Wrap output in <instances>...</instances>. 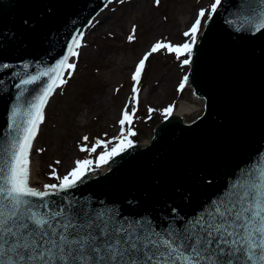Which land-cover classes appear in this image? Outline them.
Returning <instances> with one entry per match:
<instances>
[{
    "label": "water",
    "instance_id": "obj_1",
    "mask_svg": "<svg viewBox=\"0 0 264 264\" xmlns=\"http://www.w3.org/2000/svg\"><path fill=\"white\" fill-rule=\"evenodd\" d=\"M106 4L0 0V64L9 65L0 67V142L9 139L12 108L20 107L22 121L27 102L46 78L18 100L19 80L54 65L73 35L84 33ZM262 12L264 0H222L203 24L186 71V83L204 101L201 115L187 123L176 114L163 118L149 140L133 142L104 170L49 199L69 197L164 230L181 226L257 166L264 167V28L254 29Z\"/></svg>",
    "mask_w": 264,
    "mask_h": 264
},
{
    "label": "snow or ice",
    "instance_id": "obj_2",
    "mask_svg": "<svg viewBox=\"0 0 264 264\" xmlns=\"http://www.w3.org/2000/svg\"><path fill=\"white\" fill-rule=\"evenodd\" d=\"M155 2L159 4L160 0ZM221 2L213 0L208 10L199 9L194 22L183 33L188 38L186 42L152 44L132 73V109L129 112L128 105L124 106L118 121L119 134L107 141L96 139L91 147L87 145L89 138L83 137L80 151L87 152L88 157L76 159L74 167L62 177L52 169L49 175L57 183L45 184L42 190L30 185L33 141L44 120L49 98L67 83L76 68L70 60L79 55L84 33L73 35L65 54L54 65L19 80L16 88L22 91L18 100L28 86L46 78L38 94L27 102L22 121L18 120L20 107L12 108L9 139L0 142V264H264V167L261 166L181 226L173 223L164 230H157L150 221L121 219L117 213L98 211L69 197L60 202L49 199L76 187L88 173L108 165L133 147L131 137L136 133L131 125L138 102L137 85L146 61L153 53L166 50L177 59L186 56L182 65L189 64L202 20L207 14L206 25ZM110 3L112 0H107ZM262 28L264 12L254 24L255 31ZM128 39L132 40L133 35ZM0 67L7 69L9 65L4 63ZM23 67L27 69L29 65ZM187 79L185 76L181 80L178 91L184 88ZM153 111L156 110L148 109L149 117ZM172 111L173 106L169 105L162 115L167 118ZM98 148L103 150L95 159L91 158Z\"/></svg>",
    "mask_w": 264,
    "mask_h": 264
},
{
    "label": "rangeland",
    "instance_id": "obj_3",
    "mask_svg": "<svg viewBox=\"0 0 264 264\" xmlns=\"http://www.w3.org/2000/svg\"><path fill=\"white\" fill-rule=\"evenodd\" d=\"M213 0H112L92 20L84 32L79 55L72 58L76 68L67 83L57 88L44 109L30 154V185L57 183L50 177L55 169L65 175L76 159L88 157L80 146L87 136L88 147L96 139L107 141L119 134L124 106L130 100L134 81L132 73L143 55L157 41L174 45L188 40L183 35L194 22L200 8L208 10ZM207 14L202 20L201 28ZM133 26L135 32L133 33ZM129 35L133 39L129 40ZM186 56L177 59L173 53L160 50L145 63L140 82L132 128L133 142L150 139L153 128L163 119L162 110L173 111L178 101L192 102V89L185 83L178 91L189 65H182ZM197 107L180 114L189 122L203 112V100ZM156 111L149 117V108ZM172 111V112H173ZM174 113V112H173ZM98 148L93 159L102 151ZM59 161V163H57ZM38 188V187H37Z\"/></svg>",
    "mask_w": 264,
    "mask_h": 264
},
{
    "label": "bare ground",
    "instance_id": "obj_4",
    "mask_svg": "<svg viewBox=\"0 0 264 264\" xmlns=\"http://www.w3.org/2000/svg\"><path fill=\"white\" fill-rule=\"evenodd\" d=\"M191 97L193 98L192 102H188L183 99L179 100L176 109H174L173 111L174 113L173 112L172 113L176 115H180L181 113L188 112V111L195 109L197 107L196 105L197 100H201V98L194 95L193 93Z\"/></svg>",
    "mask_w": 264,
    "mask_h": 264
}]
</instances>
